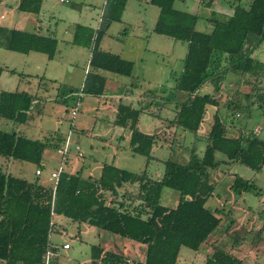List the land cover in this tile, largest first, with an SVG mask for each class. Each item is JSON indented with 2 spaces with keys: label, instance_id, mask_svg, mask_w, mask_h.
<instances>
[{
  "label": "trees",
  "instance_id": "trees-1",
  "mask_svg": "<svg viewBox=\"0 0 264 264\" xmlns=\"http://www.w3.org/2000/svg\"><path fill=\"white\" fill-rule=\"evenodd\" d=\"M149 1L159 10L153 31L187 43L175 86L186 94L176 108L178 125L197 132L209 105L218 108L223 104L230 109L234 105L238 110L253 103L263 105L264 88H259L258 83L264 79V62L250 55L248 39L256 36L255 46L264 39V0H250L246 6L232 4L230 14L209 18V33L198 31L199 16L176 9L175 0ZM126 2L106 0L96 29L75 26L72 43L91 48L89 69L80 89L82 95L100 97L104 93L106 77L102 71L123 76L133 71L132 61L99 46L110 24L121 21ZM213 2L201 0L209 7ZM41 3L42 0H19L18 9L38 13ZM56 47L53 36L0 25V48L24 54L41 52L52 58ZM2 70L0 67V74ZM234 72L240 77H251L253 83L244 96L246 103L236 99L224 104L221 83ZM206 84L212 85L211 93L203 92ZM40 102V98L26 91H0V118L25 123ZM142 111L140 106L119 102L114 123L130 131V150L149 158L155 138L137 128ZM207 138L201 157L192 151L186 163L163 161L160 178H152L144 170L131 172L103 163L97 176L62 170L53 189V183L44 185L0 170V264H40L50 245L54 216H64L145 246L144 259L137 260L93 244L91 264H176L182 247L197 251L221 222L206 206L215 188L208 173L219 163L215 153L254 171L264 167V139L229 135L218 112L213 115ZM48 145V141L0 129V155L34 163L39 170L44 168L42 159ZM125 185L134 189H126ZM248 187L246 179L235 177V190ZM164 188L179 193L174 208L161 203ZM53 250L57 252L54 247ZM204 264L243 263L231 252L213 247Z\"/></svg>",
  "mask_w": 264,
  "mask_h": 264
},
{
  "label": "rangeland",
  "instance_id": "rangeland-1",
  "mask_svg": "<svg viewBox=\"0 0 264 264\" xmlns=\"http://www.w3.org/2000/svg\"><path fill=\"white\" fill-rule=\"evenodd\" d=\"M12 1L0 0V14L8 16ZM50 1L54 2L57 8L63 12L66 11V7H75L76 13L71 18L81 23H91L93 26L100 17L103 7V0H67L65 3H61L59 0ZM249 1L214 0L212 6L209 7L204 6L201 0H175L173 6L176 9L197 14L199 17L196 29L209 33L212 26L208 21L209 18L225 16L232 4L246 6ZM158 11V7L151 4L149 0H127L121 21L112 22L111 27L106 31L107 36L104 37V40L117 38L121 42L124 41L127 33L131 42H137L134 39L136 35L151 36L150 40L146 41L145 39L138 45H134L133 53L136 56L131 77L118 75L121 80H127L128 85L134 83L135 92L144 91L145 93L142 96L144 97L143 103L133 102L134 105L143 108L137 127L141 130L149 129L151 125L149 122L155 120L167 122L175 119L178 105L176 101H178L180 91L175 88L174 79L183 68V59L187 51L186 42L153 32ZM42 18L45 19V22L50 23L52 29L56 28L63 32L68 24L66 21L50 18L48 15L42 16ZM68 19L65 18V20ZM255 40L256 36L253 35L248 39L249 48H251L250 55L264 62V39L256 46L253 45ZM85 48L81 46L82 50H86ZM10 53L13 54V52ZM138 55L143 57V60H138ZM39 56L45 58L42 53ZM11 63L17 65V72L6 73L5 77L9 78L11 82L2 86L8 89L18 86L19 90L36 94L34 72H32L33 77L28 78L32 81L31 83L27 82L26 78L25 81L21 80L20 77L23 75L19 73H24L30 68L22 66L19 62ZM87 64L88 55L84 51L78 56L75 71L69 78H66L72 85V93L68 91L70 88L68 84L60 88L52 85L44 93H38L44 95L46 101L40 102L35 107L34 118L31 121L15 123L0 118L1 130L14 131L29 138L50 143L43 154L42 174L40 176L34 174L37 168L34 163L10 160L2 155H0V170L31 181L38 180L44 185L52 184L50 173L61 163L60 157L56 155L57 147L53 144L62 145L70 132L69 149L66 154L62 155L67 171H79L83 176H97L100 164L111 162L117 167L131 172L144 170L150 177L160 178L164 171L163 161L167 159L177 161L175 152L178 148L188 149L189 153L193 150L198 157L203 155L208 143V131L216 112L227 126L229 135L243 137L255 135L264 139V102H262V106L258 103L244 105L239 110L234 105L231 106V109L223 104L218 108L209 105L197 132L175 125L176 131L171 132L172 135H166V137L160 135L165 139L160 141L157 139L159 143L154 151L155 157L150 155L148 158L134 153L128 144L129 131L124 130V139L117 135L116 130L118 129L113 123L115 103L104 98L80 94L81 86L78 85ZM102 73L107 77L113 75L108 71H102ZM144 74L147 77H144ZM238 75L237 72L229 73L221 83L222 92L219 94L224 104L236 99L246 103L244 96L250 92L253 79L249 76L240 77ZM144 79L148 82H145ZM155 81L160 84H153ZM260 83H258L259 88H264V79ZM128 85L126 88H130ZM259 88L256 90L260 91ZM125 91L120 92L123 96L121 99L122 102L128 103L129 99L134 97L128 98L130 93L127 91L126 95ZM212 91V85L203 86V92L211 93ZM49 98H57V101H50ZM72 110H76L75 115L71 114ZM76 146L79 147L82 156L78 155ZM215 160L219 162L218 165L208 170L209 181L214 184L215 188L213 194L207 199L206 206L221 218V222L197 251L182 247L176 264H204L205 258L213 247L231 252L241 259L243 264H264V167L259 171H254L237 161L228 160L220 152L215 153ZM236 176L246 179L249 187L245 190H235L233 183ZM168 193H172L175 197L170 199L169 196H166ZM178 197L179 193L176 190L164 188L161 203L173 208ZM53 221L54 227L50 232L49 240L57 248L58 264H91L90 253L93 244L99 243L107 249L118 250L112 240V236L120 238L117 235L85 223L79 224L64 216H54ZM64 243H67L70 248L63 249L62 244ZM144 248L145 246H143ZM133 249L130 247V254H126V256L130 259H139L143 255V258L140 259L143 260L145 250L140 249L137 252L134 249L133 252Z\"/></svg>",
  "mask_w": 264,
  "mask_h": 264
},
{
  "label": "crops",
  "instance_id": "crops-1",
  "mask_svg": "<svg viewBox=\"0 0 264 264\" xmlns=\"http://www.w3.org/2000/svg\"><path fill=\"white\" fill-rule=\"evenodd\" d=\"M59 1L61 3H65L67 0H59ZM105 1L106 0H103V7L105 4ZM12 2L13 3L10 5V8H9L8 16H6L4 14H0V20H3V22H0V25L8 27V28H14V29L26 31L29 33H37V34L43 35V36H53L57 40V47H56L55 54L52 58H48L47 55L44 53H42V54L45 55V58H42V56H39L41 54V52H34L33 51V52H29V53L24 54V53H18V52L6 50L4 48H0V67L3 68V70L0 74V91H26V90L17 89L18 86L15 87L14 89L13 88L8 89V88H5L2 86L3 84H8V82H11V80H9V78L5 77L6 73H16L17 72V69H16L17 65H15L14 63H11V62H17V63L19 62L22 64V66H28V68H30V69L26 70V72H24V73L23 72L19 73L20 75H23L20 77L21 80L23 79L25 81V78H26L27 82L31 83L32 81L29 80L28 78L33 77L32 72H34L35 78L34 79L32 78V79L34 80V84L36 86V92L37 93L33 94V95L40 98L42 100V102L46 101V97L42 94L39 95L38 93L39 92L44 93L52 85L53 86L55 85L57 88L58 87L60 88L63 85L68 84V86H70L68 91H71L72 85H71L69 79H66V78H69L71 76V74L75 71L74 69H75L76 65L78 64V56L85 51V53H87V55H88V63H89V58L91 55V48L83 47L86 50H82L81 46L74 45L72 43V38H73L75 26L77 24H81V25L89 26L91 28L96 29L98 27V24L100 21V17H101L102 11H103V7H102V10L100 13V17L97 19V21H95L96 24L93 26L91 23L85 24V23H81L79 21H74L75 19H72L71 16H73L74 13H76L75 12L76 8L73 6L72 7H66L67 8L66 11L63 12L57 8V5L54 2H51L50 0H42L41 7H40V10L38 13H28V12L20 11L18 9L19 0H13ZM231 11H232V8L230 7L228 14H230ZM61 12H63L64 15H63V13L61 14ZM58 14H60L59 17H58ZM45 15H48L50 18H55L57 20H62L64 22L66 21L68 24L65 26L64 32H63V30H58L56 28L52 29V27L50 26V23L45 22L44 21L45 19L42 18V16L44 17ZM65 18L66 19L69 18V19L65 20ZM109 27H111V24ZM211 30H212V26H211ZM150 35H152V34H150ZM105 36H107V34H105L103 36V38L101 39L100 44H99L100 48L104 51H108V52L117 54L120 57H122L123 59L132 61L134 65H135L134 60H135V56H136V54L133 53V50L135 49L134 45H138L140 41H144L145 39H146V41L151 39V36H148V35L146 36V35L141 34V35L134 36L135 37L134 39H136L137 42L136 41L131 42L129 40L130 38H129L128 34L126 33V36L124 37V41L122 40L120 42L117 38H113V40L109 39L110 41L104 40ZM134 43H136V44H134ZM116 45H119V46L117 47ZM75 47H77V48H75ZM143 50H145V49H143ZM153 50L158 52V50H156L155 48H153ZM10 52H13V54H11ZM156 52H154V53H156ZM137 58H138V60L139 59L143 60V57H141L140 55H138ZM134 65H133V68H134ZM88 69H89V65L87 64L84 71H83L81 82L79 83L78 86H82ZM23 70H25V69H23ZM142 70H143V68H142ZM39 72H40V75H38ZM131 75H132V73H131ZM131 75H129L127 77L130 78ZM143 76L147 77V75H145V74ZM178 76H176L174 79L175 80L174 81L175 86H176V79ZM105 77H106L105 90H104V93L100 96V98H104L106 100H109L110 102L115 103V107H114L115 115H116V109H117L118 103L122 102L121 98L123 96H122V93L120 94V92H123V90H126L125 91L126 95H127V91L130 93L129 94L130 97H128V98H131V96L134 98L129 99L130 101L128 103H124V102H122V103L133 104L134 101H136L137 104L143 103L144 97H142V96L145 95V93H144V91L143 92H138V91L135 92L136 89L134 87V83H130L129 84L130 88H126L128 85L127 80H121V78L118 77V74L113 73L112 76H109V77L105 76ZM144 81L148 82L145 79H144ZM153 84H160V82L158 83L155 81V82H153ZM26 92H28V91H26ZM178 97L179 98H178V101H176V104H180L181 102H183L186 99V94L183 92H180V94L178 93ZM126 98H127V96H126ZM49 100L50 101L51 100L56 101L55 98H49ZM34 110L32 111L30 118L25 123L31 121L34 118V115H33ZM115 115H114V119H115ZM139 117H140V115H139ZM114 119H113V123H114ZM149 123H151V125L153 124V126H151V125L149 126V129H146V130H141L140 128H138V129L141 132L150 134L155 138V143L153 144V146L151 148V152H150V155L152 157H155L154 151H155V148L157 147V143H159L157 141V139L160 141V140L165 139L164 137H166V135H172L171 132L176 131L175 125H178V124L176 122V117H175V119L168 120L167 122L161 121V120H155L154 122H149ZM114 125L118 129V130H116L118 137L121 139H124V130L126 128L118 126L115 123H114ZM156 125L159 127L156 128L155 127ZM138 126H139V120H138L137 127ZM68 135H70V132L68 133ZM160 135H163L164 137L161 138ZM128 140H130V131L128 133ZM64 141H63V143H64ZM62 145H57L56 155H58L60 157V162H61L58 167H61L62 170H66L64 167L65 163H63V160H64L63 156L58 153V149L61 148ZM129 148H130V146H129ZM192 151H190V153ZM190 153H189L188 149H184L183 147L180 149L178 148L177 151L175 152V156L177 158V161H175V162L186 163L188 161ZM103 163H108V162H103ZM103 163L100 164L99 171H100ZM109 164L114 165L111 162ZM43 165H44V163H43ZM114 166H116V165H114ZM57 168L53 169L52 171L56 170ZM36 170H37V168L35 169L34 174L36 176H40L42 174V169H40L41 173L39 175L36 174ZM99 171H98V174H99ZM88 176H91V175H88ZM125 188L129 189V190L134 189V187L131 185H125ZM166 196H169L170 199L172 197H175L172 193H168ZM169 201H171V200H169ZM176 204H177V202H176ZM112 238H113L112 240H114L113 245L115 246L116 249H118L116 251L123 253L124 255L130 254V251H129L130 247L134 248L138 252L140 249H143V246H144V245L141 246L139 243L131 241V240L126 239V238H121V237L120 238H114V236H112ZM50 245H52L51 242H50ZM102 247L107 249L105 246H102ZM54 248L57 250L56 247H54ZM68 248H70V247H68ZM68 248H63V249H68ZM134 249H133V252H134ZM109 250H111V249H109ZM144 250H145V248L143 249V251ZM113 251H115V250H113ZM141 258H143V255ZM141 258H139L137 260H140Z\"/></svg>",
  "mask_w": 264,
  "mask_h": 264
},
{
  "label": "built area",
  "instance_id": "built-area-1",
  "mask_svg": "<svg viewBox=\"0 0 264 264\" xmlns=\"http://www.w3.org/2000/svg\"><path fill=\"white\" fill-rule=\"evenodd\" d=\"M72 115L76 114V110H72L71 111ZM70 142V135L67 136L66 140L64 141L63 145L61 148L58 149V153L60 155H64L67 153L68 149H69V143ZM76 150L78 151V155L82 156V153L79 151V147L76 146ZM62 171L61 167H58L56 170L52 171L50 173V178L53 180V189L55 188V184L57 182L58 176L60 174V172ZM41 173V171L39 169L36 170V174L39 175ZM53 245H49L46 250L45 253L43 255L42 261L40 264H57V252H55L53 250ZM63 248H68L69 245L67 243L62 245Z\"/></svg>",
  "mask_w": 264,
  "mask_h": 264
}]
</instances>
